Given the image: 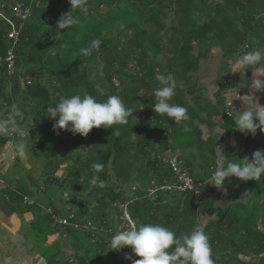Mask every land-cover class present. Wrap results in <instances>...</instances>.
Wrapping results in <instances>:
<instances>
[{"label": "trees", "instance_id": "16d2710c", "mask_svg": "<svg viewBox=\"0 0 264 264\" xmlns=\"http://www.w3.org/2000/svg\"><path fill=\"white\" fill-rule=\"evenodd\" d=\"M16 6L29 9L25 20L13 14ZM69 10V0H0V56L5 58L11 47L15 55L10 73L5 62L0 65V121L14 108L22 110L20 103L38 110L35 116L25 113L39 134L35 146L45 157L46 180L36 190L45 192L52 184L66 196L62 205L54 196L30 204L24 200L31 190L10 193L19 213L34 214L47 264H131L125 259L130 247L109 249L112 235L128 228L125 209L137 227L160 223L177 236L196 224L204 227L214 264H264V176L258 181L233 176L220 188L211 184L216 141L203 136L201 125L220 122L235 139L225 164H243L264 146L235 138L223 88L209 97L196 76L214 49L235 59L264 48V0H86L73 9L75 23L56 28ZM4 17L18 30L15 44ZM97 39L98 48L92 45ZM84 48L91 53L83 54ZM159 74L172 76L176 88L170 103L186 107L188 121L176 124L153 111L151 95L160 86ZM84 93L100 101L117 95L135 109L133 117L113 126L119 134L103 126L86 137L65 130L57 134L48 109L60 96ZM10 133H0V142L10 140ZM169 155H178L203 182L198 204L189 191L150 195L153 183L176 181L165 160ZM93 163L103 170L96 173ZM94 176L103 188L91 183ZM60 218L69 224H60Z\"/></svg>", "mask_w": 264, "mask_h": 264}, {"label": "clouds", "instance_id": "9594fccd", "mask_svg": "<svg viewBox=\"0 0 264 264\" xmlns=\"http://www.w3.org/2000/svg\"><path fill=\"white\" fill-rule=\"evenodd\" d=\"M86 0H69L70 10L57 21L56 28L63 30L75 23L73 9L82 8ZM101 41L94 40L92 45L99 47ZM85 55L91 53V48L81 49ZM235 67L230 71L238 73L245 80L248 92L243 95H228L225 113L231 117L235 130L243 135L257 134L259 129L264 132V104L259 102L257 93H264V48L245 51L234 62ZM251 71V77L247 73ZM159 87L152 92L153 111L161 116H167L176 124L190 119L186 107L170 103L175 95V82L172 76L157 75ZM238 98L242 102V109L234 111L233 100ZM135 109L125 105L117 95H109L106 100L100 101L91 94L84 93L70 96H60L55 106L48 109L50 119L55 122L53 130L59 134L60 130L71 132L73 135L87 136L95 127L109 128L114 125L127 124L133 117ZM19 110L14 108L10 116L0 121V133L16 132L18 124L15 117ZM187 130V128H186ZM118 133V130L114 128ZM103 165L93 163L96 173L103 170ZM236 177L242 181L256 180L264 176V151L257 149L252 158H247L243 164L223 163L217 160L212 179L217 188L224 185L227 178ZM91 183L105 186L98 176H94ZM126 246L131 248V254L125 253V259L131 264H214L212 249L204 227L196 224L193 228L177 236L170 228L160 223H142L136 226L129 221L127 230L118 229L109 241V249L120 251ZM134 257H139L135 259Z\"/></svg>", "mask_w": 264, "mask_h": 264}, {"label": "crops", "instance_id": "0c3cea01", "mask_svg": "<svg viewBox=\"0 0 264 264\" xmlns=\"http://www.w3.org/2000/svg\"><path fill=\"white\" fill-rule=\"evenodd\" d=\"M238 58H225L220 50L214 49L206 60L201 61L196 76L206 95L212 97L221 87L226 99L229 94L234 96L248 92L245 80L238 73L230 72ZM247 77H251V71L247 73ZM256 95L259 102L264 104V93L258 92ZM232 108L234 111L241 110L242 102L238 98L234 99ZM1 113L0 108V116ZM230 121L229 129L235 134V138L264 146V132L258 129L255 136L243 135L235 130L231 117ZM201 127L205 138L215 139L218 159L224 163L235 139L220 122L211 123L207 120ZM18 129L19 133L25 134L24 137L15 135L5 143L0 142V264H47L32 224L34 214L30 211L19 213L11 202L10 193L22 188L31 191L37 189L33 168H38L42 164L36 162V159H31L29 155L31 144H36V141H31L26 130L20 127ZM28 200L33 203L38 199L28 196L24 202ZM54 200L61 205L60 197ZM48 242H52L51 236Z\"/></svg>", "mask_w": 264, "mask_h": 264}, {"label": "built area", "instance_id": "2783aa9c", "mask_svg": "<svg viewBox=\"0 0 264 264\" xmlns=\"http://www.w3.org/2000/svg\"><path fill=\"white\" fill-rule=\"evenodd\" d=\"M13 14L17 17H21L23 20H25L29 16V9L28 8H22L20 6H16L13 8ZM1 16H3L0 13ZM12 26V34L11 36L13 37L14 44L18 40V30L16 29L14 22L10 17H4ZM5 62L7 66V70L10 73L12 69L14 68L15 65V55L13 51V47L9 48L7 51V55L5 58H2L0 56V65ZM227 110V109H226ZM228 116V114L226 113ZM230 117V116H229ZM21 137H24L25 134L23 132L18 134ZM10 136L13 137L15 136L14 132L10 133ZM166 162L170 166L171 170L175 173L176 175V181L173 184H161V185H156L153 183V188L150 191V195L155 197L156 192L158 190L161 191H171L173 189H176L178 191H189L193 194L194 202L195 204H198L201 200L202 197V187H203V182L202 181H197L191 173L185 168L184 162L180 159L178 155H169L166 157ZM27 199V198H26ZM29 203H32L31 201L28 200ZM126 207V205H124ZM49 212L51 211L50 209L48 210ZM73 215H70V218ZM123 219L126 221V226L128 227L129 221L134 223V221L130 218L128 215L126 209L124 210V216ZM60 224L67 225L69 224V219L67 218H60L58 219ZM135 224V223H134ZM75 226L77 227L78 224L75 223ZM93 227V226H92ZM94 228V227H93Z\"/></svg>", "mask_w": 264, "mask_h": 264}, {"label": "rangeland", "instance_id": "374dc122", "mask_svg": "<svg viewBox=\"0 0 264 264\" xmlns=\"http://www.w3.org/2000/svg\"><path fill=\"white\" fill-rule=\"evenodd\" d=\"M20 108L22 110L19 111V114L15 117L17 122H18V127L20 128H23L24 130H26L27 134H28V137L31 139V141H37V139L39 138V134L37 131L33 130V128L30 127V120L25 113H29V116H35L37 113H38V110L37 109H33L31 106H27V105H24L22 103H20ZM27 111V112H25ZM35 138V139H34ZM47 139L50 140L51 139V133L49 132L48 133V136H47ZM32 141V142H33ZM29 155H30V158L31 159H36L35 161L38 163H44V155L39 153L35 144H31V149H30V152H29ZM42 164L36 168L34 167L33 169V175L35 176V179H36V182H37V187L38 185L39 186H43L44 184V181L46 180V175L44 176L43 175V170H44V167L42 166ZM45 171V170H44ZM47 171V169H46ZM49 171V170H48ZM47 171V172H48ZM59 175L62 174V171H59L58 173ZM29 197H33L34 199H44L45 201L51 197V196H54V198L56 197H60L61 200H62V203L61 205L64 203V200H65V193L63 190H60L59 192L58 191H55V187H53L52 184H49L48 185V188L47 190L44 192V191H40L37 193V190L35 191H32V193H29ZM39 238V237H38Z\"/></svg>", "mask_w": 264, "mask_h": 264}]
</instances>
